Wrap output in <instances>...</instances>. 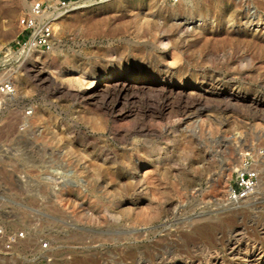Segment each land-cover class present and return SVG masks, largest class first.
Here are the masks:
<instances>
[{
  "label": "rangeland",
  "instance_id": "rangeland-1",
  "mask_svg": "<svg viewBox=\"0 0 264 264\" xmlns=\"http://www.w3.org/2000/svg\"><path fill=\"white\" fill-rule=\"evenodd\" d=\"M22 1L0 0V47L19 48V19L45 0ZM86 4L54 23L48 51L13 70L16 105L0 115L2 125L11 117L0 127V225L26 237L0 250V264L187 257L239 226L258 241L264 159L251 197L228 205L224 195L240 157L264 151V106L252 102H264V0ZM70 71L84 84L64 82ZM114 72L142 81L106 99L79 97L92 77ZM164 77L172 92L161 90Z\"/></svg>",
  "mask_w": 264,
  "mask_h": 264
},
{
  "label": "built area",
  "instance_id": "built-area-1",
  "mask_svg": "<svg viewBox=\"0 0 264 264\" xmlns=\"http://www.w3.org/2000/svg\"><path fill=\"white\" fill-rule=\"evenodd\" d=\"M83 1L100 0H45L34 1L27 15L19 19L21 34H26V40L19 44V48L0 47V115L6 109H13L17 99V85L13 79V70L20 59L13 52H18L29 41L35 51H48L52 46L54 23ZM176 2L177 0H172ZM18 43V42H17ZM34 105H28L20 110L23 119H29L33 114ZM25 125H21L24 131ZM264 151H246L234 170V177L225 190L224 201L228 205L237 204L251 197L257 187L260 176V164L263 163ZM26 237L23 230L7 231L0 225V250L11 252ZM46 248L47 243H41Z\"/></svg>",
  "mask_w": 264,
  "mask_h": 264
},
{
  "label": "bare ground",
  "instance_id": "bare-ground-1",
  "mask_svg": "<svg viewBox=\"0 0 264 264\" xmlns=\"http://www.w3.org/2000/svg\"><path fill=\"white\" fill-rule=\"evenodd\" d=\"M102 1H107V0H102ZM86 3H87V1H83L79 6L74 7L73 10H71L70 12L78 10L80 8H83V7H86L87 6ZM19 5H20V3H19ZM23 6H24V4L22 3L21 7H23ZM20 9H22V8H20ZM34 52H37V51L32 49V42L29 41L25 46H23L20 50H18V52H13V53L15 56L17 54H20L19 56H16V57L18 59H23V57L29 56ZM29 70L31 72L32 77L35 80L40 81L41 83H45L46 80L49 78V75H47V74L44 75L41 71L35 69V67H33V66L29 67ZM75 73L78 74L77 71L76 72L70 71V72L64 73L62 80L66 83L73 84V85H74V83L77 84L78 86L83 85L84 84L83 82L85 80L84 76L81 73L78 74V76H74ZM60 74H62V73H60ZM141 81L142 80L139 77H137L135 74H131V73H119V72L105 73V74H102L101 76L92 77L89 80L88 85L83 88L84 91H82V93L80 92L81 94H79V97L80 96L84 97L88 101H96L99 97L106 99L109 96L122 94L123 92L127 91V89L129 87H137L138 88ZM161 90H169L168 82L166 81L165 77H164V79H162ZM169 91L172 92V90H169ZM231 96L236 97L237 99H235V100H238V98H239V96H236V95H231ZM252 102H253V104H255V106H264V104H263L264 102H261L260 99H258V100L255 99ZM8 113L11 114L13 112L9 111ZM8 117H10V116H8ZM8 117H7V121H5V123H3V125L6 123H7V126L9 125V122H10L9 120H11V117L10 118H8ZM21 118H22V120H25V119H23V117H21ZM2 122H4V121L3 120L0 121V123H1L0 127L3 126ZM142 129H143V127H142ZM260 208L261 207H259L257 205L256 209H260ZM262 208H264V207H262ZM241 217H242L241 215L237 216V218L240 220H241ZM254 224H256V223H254ZM246 228L239 226L238 228L234 229L232 233H229L228 235L224 234V236L221 235V232L216 233L215 236H213L214 237L213 243H211L208 247L204 248V251H203L204 254L202 252L197 253V254L194 253L193 255L187 256V257H184V256L183 257H181V256L176 257V255H177L176 254L174 257V256H171V254H172L171 251L166 252V253L161 252V254H156L155 256L153 254V258H151V260L150 259L147 260L146 258L145 259L144 258H138V259L136 258L137 260H130L128 264H234L232 262H228L227 259H229V260L237 259L240 261L239 262L240 264H259V262L264 260V222L261 225H258V224L254 225L253 228L251 229L252 231H253V229H254V231L256 230L255 232L260 237V238H258V241L260 240V242H258L254 236L249 234L248 231L246 230ZM193 230L197 234L196 236H198V235L201 236V234L204 233L205 229H203L202 227H196ZM139 234H140V232H139ZM198 238H200V237H198ZM164 239H166V237ZM164 239L162 238V242ZM167 240H168V238H167ZM191 240L194 241L193 239H191ZM159 241L161 242V240H159ZM167 243H168V241H167ZM192 243H190V244H192ZM162 244H164V243H162ZM200 251L201 250H199L198 252H200Z\"/></svg>",
  "mask_w": 264,
  "mask_h": 264
},
{
  "label": "trees",
  "instance_id": "trees-1",
  "mask_svg": "<svg viewBox=\"0 0 264 264\" xmlns=\"http://www.w3.org/2000/svg\"><path fill=\"white\" fill-rule=\"evenodd\" d=\"M25 40H26V38H25ZM25 40H24V41H25ZM24 41H23V42H24Z\"/></svg>",
  "mask_w": 264,
  "mask_h": 264
}]
</instances>
